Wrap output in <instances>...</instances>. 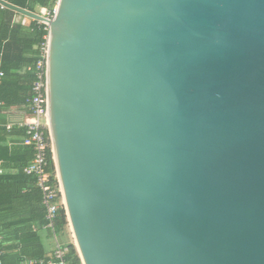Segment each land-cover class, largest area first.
I'll return each mask as SVG.
<instances>
[{
  "label": "water",
  "instance_id": "95a60500",
  "mask_svg": "<svg viewBox=\"0 0 264 264\" xmlns=\"http://www.w3.org/2000/svg\"><path fill=\"white\" fill-rule=\"evenodd\" d=\"M53 160L83 264H264V0H61Z\"/></svg>",
  "mask_w": 264,
  "mask_h": 264
},
{
  "label": "trees",
  "instance_id": "16d2710c",
  "mask_svg": "<svg viewBox=\"0 0 264 264\" xmlns=\"http://www.w3.org/2000/svg\"><path fill=\"white\" fill-rule=\"evenodd\" d=\"M21 9L35 12L38 7L52 9L55 0H4ZM20 17V20H16ZM21 16L0 6V250L2 264H26L27 261H47L48 253L40 235L46 225L43 194L36 186V178L24 174L34 157L31 147L22 144L25 129L18 123L8 131L1 119L2 112L20 109L28 113L32 96L35 65L39 49L47 32L44 26L30 20L22 23ZM10 143V144H9ZM47 173L52 186H57L53 156H48ZM67 224L66 214L60 208L55 230L61 232ZM67 264H80L77 250L70 242Z\"/></svg>",
  "mask_w": 264,
  "mask_h": 264
},
{
  "label": "built area",
  "instance_id": "2783aa9c",
  "mask_svg": "<svg viewBox=\"0 0 264 264\" xmlns=\"http://www.w3.org/2000/svg\"><path fill=\"white\" fill-rule=\"evenodd\" d=\"M61 0H55V4L52 9L44 7H38L35 13L48 22H52L55 19L59 4ZM4 7L1 6V9ZM27 18L23 17L22 23H26ZM35 21V20H33ZM38 24L44 26V30L47 34L44 36V43L39 49L40 57L35 65V80L32 83V96L28 102V116L25 120L20 121L18 125L25 129L26 137L23 139L22 144L27 147H31L34 151V157L31 163L24 168V174L28 176H34L36 178V186L42 191L43 199L42 205L45 209L46 225L43 230H47L54 236V250L51 260L40 261H27L26 264H67L66 257L68 255V248L65 244L60 242L56 238L55 222L57 214L60 208L64 207V200L60 189L59 179L56 173L57 186L51 185L50 175L47 173L46 168L48 166V156H53L51 133L49 128V116L48 113V54H49V24L36 21ZM2 76V74H0ZM11 124L6 125V129H11ZM1 173V172H0ZM66 214V211H65ZM66 227L71 235L72 241L74 239L71 233L69 221L66 215ZM0 240L2 238L0 237ZM2 252L0 250V264ZM79 257V255H78ZM80 264H83L79 257Z\"/></svg>",
  "mask_w": 264,
  "mask_h": 264
},
{
  "label": "crops",
  "instance_id": "0c3cea01",
  "mask_svg": "<svg viewBox=\"0 0 264 264\" xmlns=\"http://www.w3.org/2000/svg\"><path fill=\"white\" fill-rule=\"evenodd\" d=\"M20 17H17L16 20H20ZM30 23V21L26 20L25 25H28ZM2 117L1 119L4 121L5 125L8 124H14V123H19L20 121H23L26 119V117L28 116V113L20 110V109H10L8 111H3L2 112ZM10 144V143H9ZM1 166V163H0ZM0 172L3 173V170L0 169ZM0 173V174H1ZM40 235L42 237V240L44 242V246L46 247L47 253H48V260L52 259V254H53V250H54V243L52 244L49 240L51 238V233L47 230H43L40 232ZM1 237V236H0ZM2 242V240H0V243Z\"/></svg>",
  "mask_w": 264,
  "mask_h": 264
},
{
  "label": "rangeland",
  "instance_id": "374dc122",
  "mask_svg": "<svg viewBox=\"0 0 264 264\" xmlns=\"http://www.w3.org/2000/svg\"><path fill=\"white\" fill-rule=\"evenodd\" d=\"M30 20H32V19L27 18V21H30ZM55 234H56V238L62 243H64V242L66 243V242H71L72 241L71 235H70L67 227H65V229H63L61 232L56 231ZM49 241L52 244L54 243V236H53L52 233H51V238H50ZM54 246H55V244H54Z\"/></svg>",
  "mask_w": 264,
  "mask_h": 264
},
{
  "label": "bare ground",
  "instance_id": "6f19581e",
  "mask_svg": "<svg viewBox=\"0 0 264 264\" xmlns=\"http://www.w3.org/2000/svg\"><path fill=\"white\" fill-rule=\"evenodd\" d=\"M63 192V191H62Z\"/></svg>",
  "mask_w": 264,
  "mask_h": 264
}]
</instances>
